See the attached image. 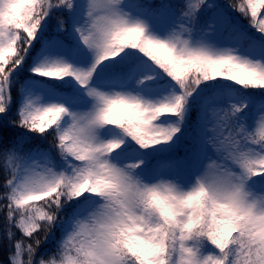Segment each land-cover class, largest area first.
<instances>
[{
    "label": "snow or ice",
    "instance_id": "1",
    "mask_svg": "<svg viewBox=\"0 0 264 264\" xmlns=\"http://www.w3.org/2000/svg\"><path fill=\"white\" fill-rule=\"evenodd\" d=\"M0 251L264 264V0H0Z\"/></svg>",
    "mask_w": 264,
    "mask_h": 264
},
{
    "label": "trees",
    "instance_id": "2",
    "mask_svg": "<svg viewBox=\"0 0 264 264\" xmlns=\"http://www.w3.org/2000/svg\"><path fill=\"white\" fill-rule=\"evenodd\" d=\"M154 2H158V0H154ZM172 2H174V3H179L180 0H172ZM218 2L221 3V4H227V3L229 2V0H218ZM232 15H233L234 20H235L236 23H238V24L241 25L242 27H246V28H247L246 25H244L243 23H241L242 20H245V19H244L243 17H241L239 13H235V12H233ZM238 20H240L241 22H239ZM245 21H246V20H245ZM246 22H247V21H246ZM250 31H251V30H250ZM50 34H51V30H50ZM145 59H147V58H145ZM13 95H14V97H15V96H16V93L14 92ZM49 139H51V138H49ZM186 144H187V142H186ZM44 146H47V143H46V142H45V145H44ZM181 154H182V153H181ZM157 159H158L159 162H160V167H161V169H163L164 166H165L166 163H167V157L161 156V157H158ZM42 235H43V234L41 233V236H42ZM57 235H59V233H57ZM52 246H53V245H52V242H48V243L43 244V245L41 246V252H44L46 249H51ZM2 255H3V253H2V251H0V257H2Z\"/></svg>",
    "mask_w": 264,
    "mask_h": 264
},
{
    "label": "rangeland",
    "instance_id": "3",
    "mask_svg": "<svg viewBox=\"0 0 264 264\" xmlns=\"http://www.w3.org/2000/svg\"><path fill=\"white\" fill-rule=\"evenodd\" d=\"M232 14H233V13H232ZM238 21L241 22L240 20H238ZM241 23H243L244 25L248 26V25H247V22H246L245 20H242ZM240 26H241V25H240ZM241 27H242V26H241ZM244 28H246V27H244ZM166 165H167V163H166ZM166 165L164 166V168L166 167ZM164 168H163V169H164Z\"/></svg>",
    "mask_w": 264,
    "mask_h": 264
}]
</instances>
